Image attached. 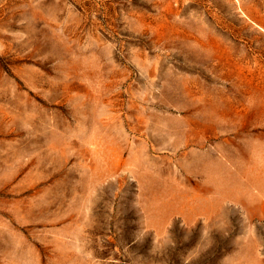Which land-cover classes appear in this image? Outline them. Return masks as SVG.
<instances>
[{
    "label": "rangeland",
    "instance_id": "obj_1",
    "mask_svg": "<svg viewBox=\"0 0 264 264\" xmlns=\"http://www.w3.org/2000/svg\"><path fill=\"white\" fill-rule=\"evenodd\" d=\"M0 264H264V0H0Z\"/></svg>",
    "mask_w": 264,
    "mask_h": 264
}]
</instances>
